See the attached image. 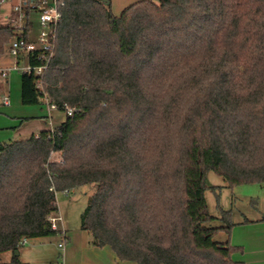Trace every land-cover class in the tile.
I'll list each match as a JSON object with an SVG mask.
<instances>
[{
    "label": "trees",
    "instance_id": "trees-1",
    "mask_svg": "<svg viewBox=\"0 0 264 264\" xmlns=\"http://www.w3.org/2000/svg\"><path fill=\"white\" fill-rule=\"evenodd\" d=\"M63 1L54 55L22 74L21 101L74 112L0 144V255L58 235L57 195L91 185L81 230L119 261L244 264L233 210L213 216L205 194L211 171L264 187V0H140L120 15ZM18 36L0 26V56Z\"/></svg>",
    "mask_w": 264,
    "mask_h": 264
},
{
    "label": "rangeland",
    "instance_id": "rangeland-1",
    "mask_svg": "<svg viewBox=\"0 0 264 264\" xmlns=\"http://www.w3.org/2000/svg\"><path fill=\"white\" fill-rule=\"evenodd\" d=\"M154 1L157 2L158 0ZM112 9L116 14H119L122 10H118L113 4ZM30 21L33 23L30 39L37 40L40 35L37 16L31 14ZM5 24L4 19L0 18V26ZM27 64V60L24 59L20 62L19 67H26ZM16 65L17 59L10 54L8 46L7 51L0 56V70L13 69ZM21 77L22 72L13 69L7 79L0 78V83L6 85V88L4 87V93L0 96V142L27 139L32 136L33 132L41 129V127L43 129L47 126L58 127L60 121L67 117L65 112L51 110L46 102L34 106L23 105L20 94ZM5 98H7L8 102ZM42 113L46 117L42 118ZM49 113L53 116V119H50L49 116L47 117ZM33 116L39 118H34ZM207 185L209 188L205 196L209 211L213 216L220 215V208L224 210L232 209L233 220L239 221L256 217L258 212L264 210V187L259 184L241 185L234 189H229L224 179L211 171L207 174ZM92 194L93 190L91 185L79 187L69 195L59 193L57 198L61 208L60 210L58 209V212L53 217L57 219L62 217L69 227L75 230L80 227L81 215L87 208ZM61 222V220L57 221V225L61 224ZM213 226H220V223L215 222ZM58 239L56 240V245H58V241L60 242ZM225 240V234H220L216 238L218 242ZM34 243L31 240L28 242V245H21L19 249L26 251L33 247ZM52 254L51 258L55 260L54 264H62L63 252ZM47 255L50 256V254ZM6 258L7 256H2V260Z\"/></svg>",
    "mask_w": 264,
    "mask_h": 264
},
{
    "label": "crops",
    "instance_id": "crops-1",
    "mask_svg": "<svg viewBox=\"0 0 264 264\" xmlns=\"http://www.w3.org/2000/svg\"><path fill=\"white\" fill-rule=\"evenodd\" d=\"M138 1L140 0H111V4H113L115 8L118 10L122 9L119 14L113 12L116 15H120L125 8ZM21 81L22 77L20 80V94L22 93ZM4 87L6 88V85H4ZM2 93H4V88L0 90V96ZM48 116L50 119H53L50 113L47 117ZM41 117L44 118L46 116L42 113ZM65 120L66 118L62 119L60 124ZM52 129H55V127L47 126L45 129L41 127V129L33 132L32 136H38L42 131ZM1 143H5V141L0 142V144ZM58 205L60 210L61 205ZM247 219L250 223H243L244 220L234 221L236 225L232 230L230 240L233 246L243 249V253L235 254L234 259L242 261L244 264H264V210L258 212L256 217ZM61 221V224L57 225V229L60 232L58 235L47 238L29 239L25 245H28V242L32 240L35 242L34 246L26 251L18 250L19 255L16 257H19L22 264H54L55 260L51 258L53 255L52 253L59 254L60 252H63L62 264H136L134 262L119 261L116 254L109 246L103 248L92 246L89 233L81 230V224L80 227L73 230L62 217ZM63 233L67 236L66 240H64ZM57 238L60 240V242H57L58 245H56ZM63 241L66 243L65 248L62 249L59 247V244ZM47 254H50V256ZM2 256H7V258L2 260ZM14 257L15 253L6 252L0 255V260L3 263H10Z\"/></svg>",
    "mask_w": 264,
    "mask_h": 264
},
{
    "label": "built area",
    "instance_id": "built-area-1",
    "mask_svg": "<svg viewBox=\"0 0 264 264\" xmlns=\"http://www.w3.org/2000/svg\"><path fill=\"white\" fill-rule=\"evenodd\" d=\"M64 5L63 0H0V18L16 29L19 34L9 45L10 54L17 59V65L13 69L21 71L22 74L37 77L43 75L54 55L58 26L62 20L61 8ZM31 14H35L38 18L40 35L37 40L30 39L33 27L30 21ZM26 32L27 35L25 36ZM34 56L39 61H43L44 64L32 65L31 59ZM24 59L28 62L27 66L19 67L20 62ZM13 69L0 70V78L7 79ZM36 87L42 88L40 79L37 80ZM5 100L7 101V98ZM45 102L51 110H58L56 106L49 104L48 99ZM73 112L74 109L68 108L65 113L67 116H72ZM63 193L69 195L73 193V190H67ZM50 220L52 228L58 230L57 221L61 218L57 219L52 216ZM64 240H66L65 237ZM27 241L28 239H24L21 245H25ZM65 243V241L60 243L59 247L65 248Z\"/></svg>",
    "mask_w": 264,
    "mask_h": 264
},
{
    "label": "water",
    "instance_id": "water-1",
    "mask_svg": "<svg viewBox=\"0 0 264 264\" xmlns=\"http://www.w3.org/2000/svg\"><path fill=\"white\" fill-rule=\"evenodd\" d=\"M102 2H108V0H101ZM19 255V252L18 251H16L15 252V256H18Z\"/></svg>",
    "mask_w": 264,
    "mask_h": 264
}]
</instances>
